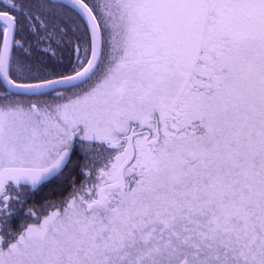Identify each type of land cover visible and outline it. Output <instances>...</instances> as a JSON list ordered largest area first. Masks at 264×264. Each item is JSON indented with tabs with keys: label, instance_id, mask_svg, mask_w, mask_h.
<instances>
[{
	"label": "rangeland",
	"instance_id": "obj_1",
	"mask_svg": "<svg viewBox=\"0 0 264 264\" xmlns=\"http://www.w3.org/2000/svg\"><path fill=\"white\" fill-rule=\"evenodd\" d=\"M207 1L148 0L146 10L144 3L135 9V0H118L115 20L113 7L107 8L105 25L116 32L106 42L124 54L94 96L76 103L85 111L86 137L120 141L128 124L149 111L164 142L149 167L137 137L124 192L108 191L105 203L90 211L74 198L49 209L11 246L0 247V264H146V255L150 264L264 260V6ZM207 8L215 17L206 15L203 23ZM133 13L142 18L132 21ZM188 19H201L205 29L193 30L194 40L214 49L211 66L222 60L228 81L216 71L214 83L200 85L197 69L190 73L196 64L187 59ZM145 47L152 60L136 54ZM42 99L0 98V166L34 163L63 143L65 129L47 118ZM70 108L60 101L53 110ZM35 114L42 121L36 140L26 124ZM122 155L92 196L115 179Z\"/></svg>",
	"mask_w": 264,
	"mask_h": 264
},
{
	"label": "flooded vegetation",
	"instance_id": "obj_2",
	"mask_svg": "<svg viewBox=\"0 0 264 264\" xmlns=\"http://www.w3.org/2000/svg\"><path fill=\"white\" fill-rule=\"evenodd\" d=\"M82 1L89 6L95 15L101 33V56L95 72L83 83L68 89H64L59 95H56L55 91L41 95H18L24 96L27 99L39 98L40 101L38 104L43 101L42 98H47V100H45V104L49 109V115L47 118H52L57 128L65 129L62 130V138L64 141L50 156H38L36 157L34 163H17L13 165L4 164L0 166V168L4 166L44 167L51 164L58 157L62 150H69V158L60 172L41 184H14L10 181L5 183L3 189L0 191L1 248H3V244L6 241L7 234L12 229H14V227H21L22 233L29 226V218H36L39 211L43 209V206L37 201L35 197H27V189L34 192L37 187L39 188L46 183L53 182L56 184V181H58L64 173H70V168L72 165H75V171L77 172V175H79L78 181H82L83 185L81 188L80 186L75 187L72 185V193H70V196L65 201L69 200L70 198H74L81 200V203L86 205L95 197V195H91L88 168L85 167L89 164V159L85 157L84 146L89 141L95 142V144H93L98 149H112L115 151L112 155L114 159L108 161L110 165H113L115 159H117V157H121L120 155L123 154L122 149L123 143L125 141L124 134L121 135L120 141L111 140L110 144L107 142H99L98 139H90L86 137V119L84 118L85 111L79 108V105L76 104L82 100L88 101L90 98V92H92V95L94 96V90L96 86H100L111 67L115 63H118L124 54L121 52V49H119L118 46H115L114 49H111L112 46L109 45L110 43L107 44L106 42V37H112V33L116 32L112 30L110 26L108 28V26L105 25V19L109 16L107 8L109 9V7H113L112 11L115 12L113 17L114 20L117 19V9L114 6L118 3V0ZM147 1L148 0H139L138 2V0H135V9H137V5L144 3L146 5V10H148L150 6L147 4ZM213 1L219 2L220 0H208L207 3L212 4ZM233 1L234 0H225L227 5H230V3ZM254 2L264 6V0H254ZM57 5L61 7H63L62 5H65L69 8L68 11H75V13L68 14L69 27L65 31L58 30L57 28ZM223 9H225V6H223ZM136 13H138V11ZM134 14L135 13H133V19H131L132 21L142 18L137 14H135L137 16L135 17ZM148 14H150V12ZM74 17L78 19V22L81 19V29H79V27H75L73 23ZM111 18H108L109 22ZM9 40L10 57L7 67L8 75L11 80H16L15 82L21 81V83H36L39 81L59 77L60 75H57V70L60 69L58 67H63L64 62L69 64L67 67L68 69L76 68L75 71H77L87 62L91 48L90 34L81 15L74 8L65 3L51 0H0V54L4 43H7L8 45ZM137 49L138 48H136V52ZM151 53L152 52H150L149 49L145 47V51L143 49L141 52L136 54L146 56L148 60H152L149 58ZM65 75L69 74H63L61 76ZM0 87H3V91L0 90V98L11 96L6 92L1 79ZM60 101L66 102V106L71 108L69 110H64L55 114L53 109L60 103ZM146 113V118H144L143 113H141L139 117L131 121L128 126L129 128L133 126L134 131H143L141 134L136 135L133 138L134 143V140L137 137L143 140L147 134V131L150 132L148 139H151L156 134L155 125H157L159 133L158 142L149 144V148L153 154L155 148L158 145L163 144L164 141L162 139L164 132L161 130L158 119L153 117L151 112L147 111ZM40 122H42L41 117L36 114L33 115L32 118L26 119V124H28L32 130H34L31 133L34 134L32 137L35 140L38 138V135L35 131L38 130L37 124ZM122 156H124V154ZM69 166L71 167L68 169ZM105 172L106 169H101L100 173L95 177L96 182L99 183L102 181ZM69 179L71 181V178ZM73 180L74 177L72 178V181ZM96 186L98 187L99 184ZM116 190L120 191L119 189H111L108 191L116 192ZM108 191H106V198ZM5 197H7V201L4 200ZM54 201L55 202L52 203L51 206H61L59 205L60 201ZM9 204H11V206ZM95 207H92V209ZM55 209L57 210L58 208ZM32 213H34L35 216H33Z\"/></svg>",
	"mask_w": 264,
	"mask_h": 264
},
{
	"label": "water",
	"instance_id": "obj_3",
	"mask_svg": "<svg viewBox=\"0 0 264 264\" xmlns=\"http://www.w3.org/2000/svg\"><path fill=\"white\" fill-rule=\"evenodd\" d=\"M55 2L65 3L74 8L83 18L90 34V54L87 62L72 74L59 76L52 79L39 81L36 83H18L10 79L8 75V62L10 57V40L4 43L0 54V79L7 93H17L23 95H41L51 91H55L56 95L62 93V90L77 86L86 81L96 70L101 56V33L99 24L95 15L87 4L82 0H51ZM229 2V1H228ZM8 37V36H7ZM143 131H134L132 126L125 135V145L123 148L124 159L117 166L115 179L102 184L96 196L86 204V210L90 211L92 207H100L105 203L106 191L111 189H119L124 192L126 188L125 170L135 158V147L133 138L141 134ZM155 135L149 138L150 132L147 131L146 136L142 140L141 148L145 154V161L149 167H152V153L149 144L158 142L159 133L157 125H155ZM69 158V150H62L58 157L49 165L44 167L29 166H4L0 168V191L3 189L7 181L14 184L36 185L52 178L60 172L65 166ZM7 201V197L4 198ZM35 216L34 213H32Z\"/></svg>",
	"mask_w": 264,
	"mask_h": 264
},
{
	"label": "trees",
	"instance_id": "obj_4",
	"mask_svg": "<svg viewBox=\"0 0 264 264\" xmlns=\"http://www.w3.org/2000/svg\"><path fill=\"white\" fill-rule=\"evenodd\" d=\"M58 6V5H57ZM57 7V14H58V23H57V28L58 30H66L69 27V22H68V14L69 13H75L74 10L68 11V7L65 5H62ZM208 9V8H207ZM210 9V8H209ZM207 10V13L205 14V19H203V23L204 22H208L206 20V15H208L209 17H215L214 14H212L211 10ZM78 19H76L75 17L73 18V23L75 25L76 28L79 27V29L82 28V21L81 19L79 20V22L77 21ZM188 22L186 23V33H187V43H186V50H187V59L190 61H193L196 64V67H191L189 68L190 73H193V69H197V71L199 72L196 73V77L195 80H200V85L202 84H211L214 83V81L212 80V72H219L222 73L221 76L219 77H224L225 76V80L227 77V81H228V67L225 66L224 64H222V60H220V65H218V67L216 66H211L214 58L212 56V53H214L215 55V51L214 49L210 48V46H207V41L203 40V41H199L194 40V35L193 30H195L197 27H200L201 29H205V26L202 23L201 26V19L196 20V19H188ZM208 24V25H207ZM205 24L206 25V29L210 26L209 23ZM81 26V28H80ZM207 31V30H206ZM206 31H204L206 33ZM204 37H206L204 35ZM212 42V41H210ZM196 53L195 59H194V55ZM220 58V57H219ZM217 60V59H216ZM69 64H66V62L63 63V67H58L60 69L57 70V75H63V74H70L72 72L75 71L76 68L74 69H68ZM199 66V69L198 67ZM211 79V80H210ZM211 82H210V81ZM16 81V80H15ZM18 83H21V81H19ZM226 84V83H225ZM201 86H199L198 90H200ZM0 90L3 91V87H0ZM11 96L12 95H19L17 93H9ZM95 142L89 141L84 147V153H85V157L89 159V164L87 166H85L86 168H88V174H89V186L91 187V195L94 192V188L96 187L97 183L96 182V176L100 173L101 169H106L110 166V164L108 163L109 160H113L114 158L112 157L113 153L115 152L114 150H101L98 149L97 147L94 146ZM71 166L68 167V169ZM75 165H72V167L70 168L69 172L70 173H64L63 176L56 181V184L53 182H49L46 183L44 185H42L41 187H37L35 189L34 192H32L31 190L27 189V197L29 196H33L37 199V201L39 203H41V205L43 206V209L39 211V213L37 214L36 218H29V223L32 221H38L40 217L45 216V214L49 213L51 208H54L52 205V203H54L56 201H60L59 205H63V201L65 202V200L70 196V193H72V188L71 186H80V188L83 185L82 181H78L79 179V175H77V172L75 171ZM76 172V173H75ZM71 178V181L69 178ZM74 177V180L72 181V178ZM137 177V176H135ZM133 183V181H132ZM77 190V189H76ZM17 194V193H16ZM36 194V196H35ZM18 196V195H16ZM62 201V202H61ZM11 206V204H9ZM61 206L59 207H55L58 208L57 210H59L61 208ZM193 210L195 211V209H191L190 212H193ZM21 227H14V229H12L6 237V241L3 244V248H8L9 246H11V244L16 241V239L21 235ZM253 247H255L257 245L256 241H254L253 243ZM252 246V245H251ZM259 246V245H257ZM145 248H147V245H145ZM260 248V247H259ZM262 249V248H260ZM260 249H258L256 251L255 254L260 253ZM202 252H204L205 250H200ZM206 253L200 254L203 256H209L208 252L205 251ZM144 259V258H143ZM148 259L150 260V258H148V255L145 256V263L146 264H150ZM210 263L214 264L213 261H211ZM152 264H159V263H152ZM163 264V263H161ZM246 264H264V260L263 257L260 255V257L255 256L254 257V261L253 262H247Z\"/></svg>",
	"mask_w": 264,
	"mask_h": 264
}]
</instances>
